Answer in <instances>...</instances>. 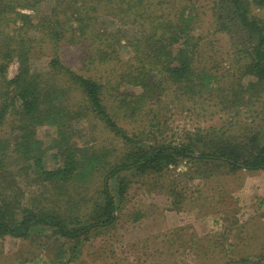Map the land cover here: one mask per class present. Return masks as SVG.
I'll return each mask as SVG.
<instances>
[{"label":"rangeland","instance_id":"1","mask_svg":"<svg viewBox=\"0 0 264 264\" xmlns=\"http://www.w3.org/2000/svg\"><path fill=\"white\" fill-rule=\"evenodd\" d=\"M129 1L131 5L136 4L129 13L134 10L140 13L144 9L151 12L147 19L133 16L136 20L123 26L131 33L140 35L143 31L140 25L145 20L152 27L167 19L174 23L182 17L190 19L195 26L191 31L195 33L192 42L197 64L213 74L211 85L215 81H219V85L210 87L204 96L195 99L179 90L165 91L160 98L155 97L144 105L134 117H122L120 124L128 127L131 134L139 132L144 136L142 145L146 147L156 145L157 141L192 140L199 151L205 139L209 142L211 138L223 145L236 138L246 142L253 135L259 136V143H264V83L259 85L263 90L254 91L249 86L251 78L242 70L247 61L242 51L257 40L245 31L219 26L233 24L235 19L230 16L222 19L216 0ZM55 3L56 0H41L39 9L51 12ZM251 6L252 13L264 16V6L254 3ZM21 10L36 14L31 8ZM160 14L164 16L160 18ZM97 22L109 29L118 28L110 15L103 14ZM160 44L157 42L153 46L155 52ZM59 53L74 69L82 67L84 74L92 73L82 65L81 45H63ZM131 55L130 50H122L125 60ZM50 58L48 52L42 54L34 60L35 68H46ZM18 67L17 59L12 60L7 74L14 76ZM106 70L101 66L95 71L101 75ZM240 82L242 85H238ZM229 87L241 88L243 92L238 90L239 95H235ZM114 109L119 113L117 105ZM19 118V112L12 111L0 129V136L8 139V144L10 140L15 145ZM91 118L92 115L77 119L73 122V131L67 132L71 140L79 136L84 139L80 141L84 145L99 144L95 154L99 155V162L90 174L80 175L63 190L65 193H60V185L33 180L37 176L13 169L14 159L7 157L6 166L0 167V175L9 176L8 180L0 178L5 198L22 206L41 207L37 203L41 200L55 209L61 207L62 212L68 210L65 216H80L86 222L91 220V210L86 205L90 207L96 199L101 200L104 187L103 170L99 174L98 168H110L112 162L109 161L126 143L101 120L97 121L98 127H93ZM56 136L54 125L43 124L37 128V137L44 141L45 147ZM199 138L203 144L195 140ZM12 150L9 144V156ZM47 150L44 164L47 168H55L53 154L57 149L47 147ZM93 151L89 148V152ZM124 173L129 184L125 196L117 200L121 208L113 225L94 229L74 249L68 248L72 244L65 237L54 235L52 230L40 225L35 226L28 237L1 235L0 264H264V169L233 170L228 163L218 160L184 159L170 164L162 173L149 170L141 174L135 169ZM119 186V179L113 178L111 187L117 198ZM68 190L70 193H66ZM77 191L83 193V200L80 199L83 195H77Z\"/></svg>","mask_w":264,"mask_h":264},{"label":"trees","instance_id":"2","mask_svg":"<svg viewBox=\"0 0 264 264\" xmlns=\"http://www.w3.org/2000/svg\"><path fill=\"white\" fill-rule=\"evenodd\" d=\"M216 2L222 19L227 16L235 19L233 24L219 26L245 31L257 40L243 49L247 61L242 70L251 78L249 86L254 91L263 90L259 85L264 83V16L252 13L251 5L264 6V0ZM40 3L41 0H0V129L9 113L20 114L15 145L9 140L13 149L10 156L8 139L0 136V167L6 166L7 157L13 158V169L34 174L37 176L33 179L35 181L60 185V193H65L63 190L71 181L82 174H90L99 162V155L95 156L99 144L84 145L80 143L84 141L79 139L80 136L71 140L67 134L68 130L73 131L74 121L92 115L93 127H98L97 121L101 120L126 143L109 161L112 162L110 168H98V173L103 170L104 187L102 199H96L90 207L86 205L91 210V220L86 222L80 216H65L68 210L62 212L61 207L55 209L41 200H37L41 207L22 206L12 199L7 200L0 189V236L28 237L33 228L40 225L52 230L54 235L65 237L72 244L68 248L74 249L94 229L111 226L117 221L121 208L117 200L127 191L129 182L123 174L128 170L135 169L141 174L149 170L162 173L170 164L184 159L218 160L228 163L233 170L264 169V143H259L257 135L249 136L246 142L236 138L223 145L214 139L210 138L209 142L205 139L199 151L195 149L197 143L192 140L179 143L157 141L156 145L146 147L142 145L144 136L139 132L133 135L128 127L120 124L122 117H134L144 105L155 97L160 98L165 91L179 90L195 99L204 96L210 87L219 85V81L211 85L213 74L197 64L192 42L195 26L190 19L182 17L175 23L167 19L152 27L145 20L140 25L143 31L139 35L123 26L139 17L147 19L151 12L144 9L140 13L136 10L129 13V9L136 5L129 4V0H56L51 12L41 11ZM24 8H31L36 14L23 12L21 9ZM103 14L110 15L118 28L99 26L97 21ZM163 16L160 14V18ZM157 42L161 44L155 52L153 46ZM69 43L82 46V65L88 67L91 74L86 75L82 67L74 69L63 61L59 52ZM175 44L178 45L173 48ZM121 49L130 50L133 55L125 60ZM47 52L51 56L47 67L36 69L34 60ZM14 59L19 67L10 77L7 67ZM101 66L107 68L106 74L95 71ZM126 86L131 89H123ZM229 88L235 95H239L238 90L243 92L238 87ZM116 105L120 108L119 113L113 110ZM43 124L54 125L57 132L56 138L46 147L37 137V128ZM195 140L203 144L201 138ZM47 147L57 149L53 154L57 163L55 168H47L44 164ZM89 148L94 151L89 152ZM0 178L8 180L9 176L4 174ZM113 178L119 179L118 198L112 191ZM13 191L16 193L15 189ZM75 193L83 195L80 191ZM80 199L83 200L84 195Z\"/></svg>","mask_w":264,"mask_h":264}]
</instances>
